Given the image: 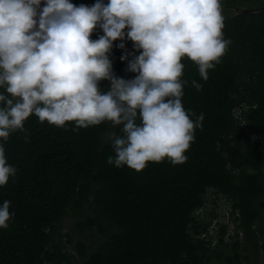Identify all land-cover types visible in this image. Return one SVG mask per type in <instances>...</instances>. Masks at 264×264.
Segmentation results:
<instances>
[{
	"label": "trees",
	"instance_id": "trees-1",
	"mask_svg": "<svg viewBox=\"0 0 264 264\" xmlns=\"http://www.w3.org/2000/svg\"><path fill=\"white\" fill-rule=\"evenodd\" d=\"M70 2L92 6L96 0ZM220 4L223 37L231 41L220 63L204 81L190 59L181 60V79L188 81L182 104L195 113L193 121L204 114L183 164L165 159L140 172L109 165L112 134L122 133L108 121L73 131L75 122L50 126L33 114L23 132L0 138L17 169L0 187V206L10 201L14 213L0 228V264H241L251 254L241 250L249 247L264 264V0ZM100 35L97 28L91 38ZM139 54L126 37L113 41L112 73L134 78L127 66ZM99 86L105 93L110 81ZM221 197L232 234L215 208L206 217L198 213Z\"/></svg>",
	"mask_w": 264,
	"mask_h": 264
},
{
	"label": "clouds",
	"instance_id": "clouds-1",
	"mask_svg": "<svg viewBox=\"0 0 264 264\" xmlns=\"http://www.w3.org/2000/svg\"><path fill=\"white\" fill-rule=\"evenodd\" d=\"M97 28L103 35L93 40ZM223 29L220 0H0V138L23 132L33 114L50 126L75 122L73 131L108 121L122 133L112 134L109 165L140 172L165 159L183 164L204 114L193 121L182 104L181 60L207 81L231 43ZM125 37L140 53L128 62L132 79L116 77L107 55ZM102 80L110 81L105 93ZM16 172L0 143V187ZM10 203L0 206V228L14 216Z\"/></svg>",
	"mask_w": 264,
	"mask_h": 264
},
{
	"label": "rangeland",
	"instance_id": "rangeland-1",
	"mask_svg": "<svg viewBox=\"0 0 264 264\" xmlns=\"http://www.w3.org/2000/svg\"><path fill=\"white\" fill-rule=\"evenodd\" d=\"M206 196L208 198H213V194H212V191L210 189L207 191ZM214 200H215L214 203H212L211 201H209L210 203H207L206 204V207L202 208L198 212V213H200V217H206L207 216L206 213H208L211 208H215V210L218 213L217 219L219 221L228 222V224H229V233L232 234V232H233L232 230L234 229V227H233L234 223L232 222L231 219H229V215L226 213L228 211V209H227V203L224 201V199L222 197L221 198H216ZM222 214H224L225 216L222 215ZM70 223H71V221H70L69 217L64 220L65 229H67V227H69L71 225ZM215 226H216V224L214 222H212L211 227H210V230H209V231L212 232V234L210 232H209V234L212 235V238H214L213 240H215V235L217 234V232L213 231V229H214ZM86 238H87V236L85 237V239ZM88 238H89V236H88ZM241 238L243 239V236L242 235H241ZM85 239L83 238V241L84 242H86V243L89 242V240H87V239L85 240ZM65 249L68 250L69 252H72L73 255H75V253H76L75 252V249L72 248V246L70 244H68L67 245V248H65ZM241 253H251L248 260H244V259L241 260V264H261V262H262V258H257L253 254L251 247H249V249L241 250Z\"/></svg>",
	"mask_w": 264,
	"mask_h": 264
}]
</instances>
